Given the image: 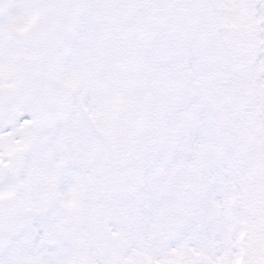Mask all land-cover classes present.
<instances>
[{
	"label": "rangeland",
	"instance_id": "374dc122",
	"mask_svg": "<svg viewBox=\"0 0 264 264\" xmlns=\"http://www.w3.org/2000/svg\"><path fill=\"white\" fill-rule=\"evenodd\" d=\"M210 3L86 0L70 57L55 74L75 93L59 121L65 130L53 128L61 140L23 130L17 142L16 130L8 134L9 149H30L16 194L32 210L22 238H72V264H231L236 228L224 219L225 187L251 186L253 164L249 147L233 139L239 112L223 103L221 89L232 81L248 84L253 97L244 109L264 118V50L258 49L264 24L247 28V15L236 8L227 50L224 35L209 31ZM261 9L264 15V4ZM34 12V0H20L13 27L23 29ZM148 17L161 33L139 29ZM12 50L0 46V84L12 82L13 54L29 56L25 48L12 44ZM75 177L88 203L80 223L69 226L64 213L78 199ZM252 185L264 187V173ZM59 192L61 210H42ZM10 193L8 184L0 187V197ZM261 202L250 218H235L251 229L243 264H264ZM180 203L186 218L200 203L201 231L178 236ZM76 238H87L83 249ZM50 263L57 264L48 256Z\"/></svg>",
	"mask_w": 264,
	"mask_h": 264
},
{
	"label": "water",
	"instance_id": "95a60500",
	"mask_svg": "<svg viewBox=\"0 0 264 264\" xmlns=\"http://www.w3.org/2000/svg\"><path fill=\"white\" fill-rule=\"evenodd\" d=\"M6 5V0H0V9ZM82 5L83 0H37L35 23L22 34L14 35L16 42L31 49L32 58L19 59V82L15 89L0 92V110L11 108L15 115L20 107H25L36 123L46 124L69 108L71 89L54 81L51 73L59 70L64 62ZM40 83L47 86L39 89ZM224 94L232 98L234 107L242 106L250 98L249 90L241 85L225 89ZM258 133L255 115H242L234 132L237 141H250ZM23 154L20 151L9 157L8 164L0 165V184L11 181L14 189L19 188L17 176ZM27 216L28 210L18 205L12 196L0 199V241L6 243L22 231Z\"/></svg>",
	"mask_w": 264,
	"mask_h": 264
},
{
	"label": "flooded vegetation",
	"instance_id": "af4514ba",
	"mask_svg": "<svg viewBox=\"0 0 264 264\" xmlns=\"http://www.w3.org/2000/svg\"><path fill=\"white\" fill-rule=\"evenodd\" d=\"M12 16L14 20L20 18V0H9ZM212 2V21L210 30L216 36L218 32H221L225 37V45L227 50H231L233 44V13L236 12V8L239 12L247 15V24L253 26L254 30L262 29L264 22H261V11L263 1L255 2V5L249 11L245 8L244 2L242 0H211ZM244 17V16H243ZM264 20V15H262ZM10 15L8 13L1 14L0 16V46H4L5 42L9 36ZM146 30V29H144ZM149 32L155 31L160 32V27H152L147 29ZM264 50V36H260L259 48ZM264 57V52L261 54ZM264 72V69H263ZM4 75V68L0 66V79ZM1 85V84H0ZM29 120V119H28ZM262 125L264 127V118L262 117ZM20 125V124H19ZM5 127L2 119L0 118V131ZM264 144V136L262 138ZM6 150L5 139L1 140L0 143V156H4ZM1 160V159H0ZM239 167L241 168L240 159ZM247 168V167H246ZM251 173L253 176L257 177L264 172L261 168L255 165L251 168ZM254 181V180H252ZM259 188V190H258ZM215 189V188H212ZM264 187L253 186V187H225V201L223 205L225 207L226 214L224 216L225 222L231 221L233 226H235V233L240 231L239 224H235V218L242 213L245 217L250 216L252 206L254 203H262L261 199L264 200ZM258 190V191H257ZM253 192V193H252ZM241 199V200H240ZM239 200V203H236ZM250 201L252 202L250 204ZM201 213L200 203L193 209V215L197 217L196 224L200 223L199 215ZM185 216L184 204H179V220L182 225V220ZM244 234L242 238H249L251 229L249 224L243 225ZM242 231V230H241ZM184 229L182 228V233ZM235 237V236H234ZM84 238H82L83 240ZM68 246L66 238H16L13 240L8 247H4L0 251V264H45V260L48 256H51L55 262L59 264H67L68 259ZM51 264V263H50Z\"/></svg>",
	"mask_w": 264,
	"mask_h": 264
},
{
	"label": "bare ground",
	"instance_id": "6f19581e",
	"mask_svg": "<svg viewBox=\"0 0 264 264\" xmlns=\"http://www.w3.org/2000/svg\"><path fill=\"white\" fill-rule=\"evenodd\" d=\"M46 86H47L46 84H44V83H40L38 88H39V89H42L43 87H46ZM11 111H12L11 108H8V109H7V112H6V113H7V114H6L7 117H8V115H10Z\"/></svg>",
	"mask_w": 264,
	"mask_h": 264
}]
</instances>
